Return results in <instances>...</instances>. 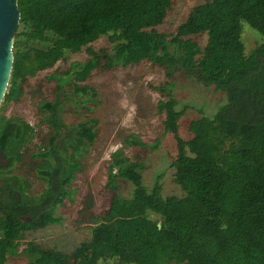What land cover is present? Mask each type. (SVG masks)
Segmentation results:
<instances>
[{"label": "trees", "instance_id": "obj_1", "mask_svg": "<svg viewBox=\"0 0 264 264\" xmlns=\"http://www.w3.org/2000/svg\"><path fill=\"white\" fill-rule=\"evenodd\" d=\"M173 5L174 0H18L24 31L15 35L12 76L0 107L7 171L23 162L34 128L6 117L5 105L20 100L22 85L55 68L66 52L90 57L65 72L81 95L89 94L85 82L95 70L149 62L170 79L181 71L196 77L224 93L227 103L213 116L192 120V138L185 140L180 123L186 111L178 110L171 84L159 88L166 98L158 106L165 131L178 146L174 181L184 195L164 197L161 177L149 188L144 165L116 151L108 166L109 206L91 238L72 253L34 242L21 249L26 232L61 223L54 210L71 196L67 188L81 171L77 157L97 136L92 122L69 127L60 103H46L48 116L40 123L56 135L46 152L34 156L46 191L29 195L28 181L7 171L4 176L0 167V264L20 254L27 264H264V41L247 54L242 40L243 22L264 38V0H209L195 6L175 33L160 32ZM202 35L204 47L195 40ZM102 37L115 45L113 55L94 49ZM70 150V158L62 155ZM119 181L132 184L129 198L119 193Z\"/></svg>", "mask_w": 264, "mask_h": 264}, {"label": "rangeland", "instance_id": "obj_2", "mask_svg": "<svg viewBox=\"0 0 264 264\" xmlns=\"http://www.w3.org/2000/svg\"><path fill=\"white\" fill-rule=\"evenodd\" d=\"M209 0H174V5L160 32L175 33L184 23L191 10ZM24 28L19 27L18 32ZM204 47L207 35L195 37ZM242 40L250 54L263 41V36L246 22H243ZM34 46L47 48L49 43ZM101 55H113L115 45L108 37H102L93 44ZM90 59L84 51L66 52L65 58L55 68L41 72L24 83V94L18 101L5 105L4 115L17 117L34 128L24 152V160L7 171L31 184L29 195L40 196L47 189V183L38 172L34 156L50 148V141L56 131L49 125L40 123L48 114L43 106L59 102L62 118L67 126H77L90 121L94 125L96 140L81 154L78 161L81 171L75 175L67 188L71 196L57 206L54 215L61 223L49 225L36 231H28L22 241L24 249L28 242L42 248H55L64 253H72L85 240L91 238L94 228L101 222L100 216L108 208L111 193L107 190L108 166L112 154L123 150L129 157L138 159L143 165L144 183L153 188L158 177L163 184V196L184 195L175 181L176 169L173 166L178 154L177 142L172 133L165 131V115L159 112L160 101L166 99L159 88L171 84L178 101V110L185 109L181 120L180 134L185 140L192 138L189 124L203 115L213 116L227 103V96L214 87H207L196 77H187L182 71L170 79L164 68L144 62L137 66L117 67L95 70L85 82L90 87L89 94L81 95L76 91L75 78L65 74L76 64H85ZM59 81H57V80ZM59 85L62 87L59 88ZM158 88V89H157ZM139 141L145 146L134 145ZM61 140L57 141L59 144ZM69 153H62L66 158ZM9 162L0 156V165ZM119 193L130 197L132 184L119 181ZM153 219H157L151 213ZM26 255L9 257L7 264H27ZM103 264H116L108 260Z\"/></svg>", "mask_w": 264, "mask_h": 264}, {"label": "water", "instance_id": "obj_3", "mask_svg": "<svg viewBox=\"0 0 264 264\" xmlns=\"http://www.w3.org/2000/svg\"><path fill=\"white\" fill-rule=\"evenodd\" d=\"M18 0H0V107L7 94L14 66L15 35L20 27ZM162 223H159V228Z\"/></svg>", "mask_w": 264, "mask_h": 264}, {"label": "flooded vegetation", "instance_id": "obj_4", "mask_svg": "<svg viewBox=\"0 0 264 264\" xmlns=\"http://www.w3.org/2000/svg\"><path fill=\"white\" fill-rule=\"evenodd\" d=\"M0 156L3 158V156L1 155V153H0ZM3 159H4V158H3ZM4 160H5V159H4ZM0 167L3 168L2 171H3V175L5 176V173H6V171H7V170H6V166L0 165Z\"/></svg>", "mask_w": 264, "mask_h": 264}]
</instances>
